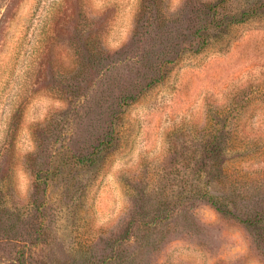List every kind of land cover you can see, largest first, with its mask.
Here are the masks:
<instances>
[{"label": "rangeland", "instance_id": "1", "mask_svg": "<svg viewBox=\"0 0 264 264\" xmlns=\"http://www.w3.org/2000/svg\"><path fill=\"white\" fill-rule=\"evenodd\" d=\"M0 264H264V0H0Z\"/></svg>", "mask_w": 264, "mask_h": 264}, {"label": "trees", "instance_id": "2", "mask_svg": "<svg viewBox=\"0 0 264 264\" xmlns=\"http://www.w3.org/2000/svg\"><path fill=\"white\" fill-rule=\"evenodd\" d=\"M209 160V175L213 178L214 187L209 189V202L216 206L217 210L226 215L237 216L241 220L247 223H255V218L247 217L243 218L241 215H237V205L236 201L238 199H243V193H237V188L228 185L230 180L226 181L225 170L223 164L221 163V153L217 152L211 153ZM224 170V171H223ZM234 184V183H233ZM228 190L232 193H229ZM239 192V191H238ZM230 200L232 201V203Z\"/></svg>", "mask_w": 264, "mask_h": 264}]
</instances>
